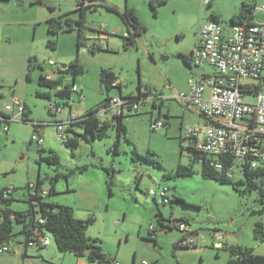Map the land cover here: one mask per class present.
I'll list each match as a JSON object with an SVG mask.
<instances>
[{
  "label": "rangeland",
  "instance_id": "374dc122",
  "mask_svg": "<svg viewBox=\"0 0 264 264\" xmlns=\"http://www.w3.org/2000/svg\"><path fill=\"white\" fill-rule=\"evenodd\" d=\"M100 1L117 12L126 6L133 8L146 32L135 39V44L125 45L127 31L119 15L99 7L86 17L87 45L95 43L108 50L91 53L87 47H82L77 52L75 30L60 32L56 47L50 48L46 20L73 10L77 0H46L54 7L53 11L35 0H0V112L12 116L4 109L11 97H15L26 106L29 120L23 121L15 112L8 130H0V191L12 187L10 208L27 210V186H34L40 176L44 181L42 188L48 191L49 179L59 174L56 194L45 197L44 202L72 207L74 217L79 220L92 217L94 222L87 228L86 235L96 239L103 252L114 257L117 264H226L230 246L264 255V242L253 236L257 222L262 223L264 229V212H260L257 191L241 194L229 183L205 179L198 162L192 165V176L168 178L179 164L191 163L186 150L181 152V146H187L180 131L181 121L193 124L201 119L172 96L175 92L187 91L192 70L210 71L206 65L189 68L180 53L189 55L194 50L198 29L208 22L211 11L220 16V24L225 26L245 0H211L210 9L203 0H168L157 14L149 7V0ZM255 2L260 5L264 0ZM254 21H264V14L257 8ZM101 26L105 27L104 37L97 36ZM30 57H35L43 70L35 68L32 79L27 81ZM76 57L84 70L76 75L75 83L82 89L84 100L79 101L78 95L73 93L69 100L71 113L82 115L105 98L120 93L123 97H137L140 84L168 98L162 110H168L169 125L159 130L150 128V119L158 116V108L154 109L153 100L149 99L142 104L139 115L124 109L125 136L117 138L116 129L110 126L106 137L88 136L72 152L57 136L54 124L65 121L69 106L52 116L47 109L50 100L37 96L36 92H49L54 101L53 91L39 87L37 78L40 73L55 71L49 60L67 67ZM107 69L119 80L120 89L114 87L107 91L105 86L100 87V75ZM54 76L59 79L60 75L54 72ZM62 79L63 85L72 82L69 73ZM260 93L264 95V85ZM245 100L254 102V97ZM159 103L157 100L156 104ZM110 116H104L103 120L109 121ZM34 123L44 124L39 128L44 137L42 145L31 141ZM4 125L2 123L1 127ZM117 139L118 147L114 152ZM40 149L45 152L40 153ZM48 150L59 156L57 168L40 160ZM133 151L156 159L161 168L134 157ZM84 167L86 169L80 172ZM104 169L110 175L112 195L106 187ZM65 174H69L67 180L62 177ZM232 174L234 181L242 176L237 166ZM162 187L169 188L170 196L180 197L184 202L175 200L164 204L159 195L154 197L149 193ZM159 211L166 220H187L190 247H176L184 232L175 228L161 230L157 221ZM151 227L157 231L155 241L149 234ZM21 228L14 223V236L7 244L9 252L0 254V264H77L78 260L94 264L71 253H57L49 234H46L50 239L48 246L37 251L27 247L28 257L22 258L25 246ZM219 236H222L221 245H217Z\"/></svg>",
  "mask_w": 264,
  "mask_h": 264
},
{
  "label": "trees",
  "instance_id": "16d2710c",
  "mask_svg": "<svg viewBox=\"0 0 264 264\" xmlns=\"http://www.w3.org/2000/svg\"><path fill=\"white\" fill-rule=\"evenodd\" d=\"M168 0H149V7L153 10L154 14H157L159 8L164 5ZM36 3L41 5H46L49 11H53L54 7L46 3V0H35ZM207 8L211 7V0L206 4ZM99 7L104 8L110 12H116L121 18L122 23L124 24L127 36L124 38L125 45L135 44V39L146 32V27L140 22L135 10L131 7L126 6L123 11L117 12L114 8L104 4L102 1L98 0H77L76 7L67 12L60 13L56 16H51L46 20L47 31L50 35L47 45L50 48H55L57 44L58 34L60 32L72 31L76 32V51L78 52L82 47H87L91 53H96L98 51L108 50L107 47H102L99 44L87 45L86 38V17L88 13L96 11ZM256 8V3L252 1H242L240 7L236 14H234L229 22L232 24H237L241 22H247L248 24L254 23V10ZM75 15V17H73ZM209 19L221 22V18L215 12H210L208 15ZM98 37H104L105 34L100 29L97 31ZM180 53L182 61L191 68L190 65V56ZM65 66V65H64ZM66 67V66H65ZM37 68L43 70V67L40 63L36 61L35 57H30L28 59V69L26 73V80L30 81L32 79V71ZM83 66L78 62L76 57L70 64L66 67L63 75L66 73L71 74L72 82L71 84H62L63 79L60 77L55 81H46L44 79V74H39L37 78V84L39 87H45L50 91H53L55 95V102L60 104L62 101L63 106H69L68 101L71 99L72 91L71 87L75 84L76 75L83 72ZM117 80V77L112 72L111 69L103 71L100 75V81L102 86L106 87V90L109 91L112 86L111 83ZM120 85L118 88L120 89ZM260 90V86H256L253 93H256ZM150 90L148 88H142L138 85V96L137 97H123L120 93V96L125 99H129L130 102H135L138 97L145 96ZM36 95L39 97L47 98L52 100L50 93H40L36 92ZM109 97L105 98L97 104L95 107L89 109L84 114L80 115L78 118L71 121L66 127V139L63 140L66 147H68L72 152L75 150L79 143L82 140H87L88 136H91L94 139H103L107 135L108 128L114 126L117 133V138H120L122 135L126 134V126L124 123V114L121 115H112L110 114V120H103L99 115V110L102 107L108 106ZM25 110L21 114L23 121L28 120V110L24 105ZM153 107L160 109L162 107V102L157 105L156 101H153ZM70 108V107H69ZM129 108V106H128ZM50 113V112H49ZM52 116L54 114L50 113ZM140 113L132 114L139 115ZM108 115V114H107ZM166 120L164 121V126L168 122L170 116L165 115ZM0 124H9L10 116L0 112ZM107 118V117H106ZM153 120L150 119V123ZM41 123H34L33 128L38 129L42 127ZM79 129L82 132H79ZM184 141L186 139L184 138ZM119 139L114 142V152L117 151ZM186 150L187 156L189 157L191 163L189 165L179 164L173 175H168V178L171 177H188L192 176L194 171L192 165L194 163L201 164V176L205 179L215 180L222 183H229L232 187L239 193H252L257 191L258 197L257 200L261 204L260 212H264V163L258 165L257 167L252 168L249 163V159L245 158L241 162L236 161L233 157L227 156H213L206 152L197 151L190 144L187 143L186 148L181 146V152ZM45 152V150L40 149V153ZM134 157L141 158L146 162L152 163L158 168H161V164L156 159H152L149 156H141L137 152L133 151ZM41 161H45L51 166L56 168L60 165L59 156L53 150H48L45 156L40 157ZM221 162V168H217L215 163ZM237 166L241 171V178L237 181L233 180V175L228 176V172ZM86 168H81L80 172L84 171ZM107 173L106 187L110 195L111 191V179L107 169H104ZM59 174H56L54 178H50V187L47 191L46 196H41V191L43 190V179L38 176L36 184L34 186H27V202L28 209L25 211H14L10 208L12 199L10 192H7L8 188L0 191V202L2 208L0 210V247L7 245L9 241L14 236L13 225L14 223L22 226L20 233L24 236V248L31 247L29 242L35 243V248L41 250L46 246H40L38 240L40 236L46 234L51 235L54 244L56 246L57 253H71L79 258H85L88 262L94 264H117L115 258L103 252L101 246L96 239H91L86 235L87 228L93 224L94 219L89 217L85 220H79L74 217L73 209L67 205H59L44 202V198L56 194L55 191V182ZM64 179H68L69 174L62 176ZM32 188V192L30 189ZM156 201V199H154ZM175 200L184 202L180 197L174 195L168 198V201L164 204L173 203ZM42 219L43 222L40 223L39 220ZM157 221L161 227V230H171L172 228L178 229L179 224L176 223V220H166L164 219L162 213L159 211L157 213ZM179 223L187 224V220H179ZM179 230V229H178ZM156 228L149 230V234L152 235V239L155 241ZM188 233V232H187ZM253 236L255 239L264 242V229L263 225L260 222H257ZM184 235H182V238ZM182 238L176 243V247H190L188 245L181 244ZM223 246V245H222ZM88 250V254H85V251ZM230 256L226 264H264V255L253 254L251 249L241 248L239 246H230L228 248ZM27 253L24 250L22 258H26ZM55 256H53L54 258Z\"/></svg>",
  "mask_w": 264,
  "mask_h": 264
},
{
  "label": "built area",
  "instance_id": "2783aa9c",
  "mask_svg": "<svg viewBox=\"0 0 264 264\" xmlns=\"http://www.w3.org/2000/svg\"><path fill=\"white\" fill-rule=\"evenodd\" d=\"M209 2L210 0H203L204 4ZM256 8L264 14V3L256 5ZM100 30L104 31L105 27L101 26ZM48 63L55 66L54 72L60 75L59 78L63 77L62 73L66 69L64 65H59L54 60H49ZM190 65L198 68L206 65L210 71L192 75L188 80V90L175 92L172 96L183 108L192 110L202 119L200 123L182 125L181 132L186 142L197 151L215 157L231 156L239 162L248 158L252 168L264 163V95L260 93L264 85V21H254L253 24L229 23L224 26L209 19L198 29V39L190 56ZM54 72H45L44 79L58 80ZM119 84L117 79L111 86L114 88ZM256 86H260V90L253 93ZM71 91L78 95L79 101L84 100L82 89L76 83L72 85ZM248 97H254V102H247L245 99ZM149 99L168 100L157 91H149L132 103L120 95L112 96L107 101L108 106L102 107L98 113L102 119L107 114H124L125 108L131 114H136L139 113L142 104ZM68 104L71 107L69 101ZM63 107L62 102L57 104L52 100L47 105L48 111L54 115L61 113ZM4 110L12 115L9 120L11 121L15 112L21 115L25 107L17 98L11 97L10 104H7ZM79 116L69 110L65 121L54 122L60 139H66V127ZM163 127L164 121L161 119L150 123L152 130ZM0 130L6 132L8 124L3 127L0 124ZM31 141L37 145L43 144L44 137L40 134L39 128L34 129ZM215 166L221 168V162L215 163ZM232 170L228 172V176L233 175ZM11 190L12 187L8 188L7 192ZM149 193L154 197L159 195L165 203L170 197L169 188L166 187L150 190ZM46 195L47 191L43 189L41 196ZM39 222L42 223L43 220L40 219ZM178 224L179 231L185 233L181 244L192 245L186 231L187 224ZM217 238L219 239L217 245H221L222 236ZM38 243L40 246H47L50 239L47 235L40 236ZM29 246L36 245L29 242ZM6 252H9L8 246H1L0 254Z\"/></svg>",
  "mask_w": 264,
  "mask_h": 264
},
{
  "label": "crops",
  "instance_id": "0c3cea01",
  "mask_svg": "<svg viewBox=\"0 0 264 264\" xmlns=\"http://www.w3.org/2000/svg\"><path fill=\"white\" fill-rule=\"evenodd\" d=\"M255 1V0H254ZM256 3V2H255ZM191 68L193 69V67L191 66ZM193 72H191L190 73V76L191 75H198V74H201V73H203V72H207V71H209V70H197V71H195V70H192ZM119 81V80H118ZM120 83V82H119ZM188 90V89H187ZM162 102V107L160 108V109H158V116L157 117H155V118H151V120H157V119H161L162 120V118H163V121H165L166 120V117H165V115H168V110L167 111H163L162 110V108H163V106H164V104H165V101H160V103ZM159 103V104H160ZM154 108V107H153ZM70 109H71V107H70ZM69 109V110H70ZM155 109V108H154ZM188 110H190V109H188ZM190 111H192V110H190ZM193 112V111H192ZM169 120V119H168ZM200 122H202V119H199V121H196V122H194L193 124H196V123H200ZM167 125H169V121L167 122ZM182 125H183V122L181 121V124H180V131L182 130ZM50 244V243H49ZM48 246V245H47ZM32 248H34L36 251H37V249L35 248V247H32ZM24 250L26 251V253H27V255H28V248H24ZM23 250V251H24ZM42 253L41 252H38V255H41ZM44 254V256H45V252L43 253ZM56 254V253H55ZM77 264H83L81 261H77Z\"/></svg>",
  "mask_w": 264,
  "mask_h": 264
},
{
  "label": "water",
  "instance_id": "95a60500",
  "mask_svg": "<svg viewBox=\"0 0 264 264\" xmlns=\"http://www.w3.org/2000/svg\"><path fill=\"white\" fill-rule=\"evenodd\" d=\"M100 87H102V83L100 84ZM179 222H180L179 220H176V223H179ZM85 254H86V255L88 254V250L85 251ZM53 256H55V253H54Z\"/></svg>",
  "mask_w": 264,
  "mask_h": 264
}]
</instances>
